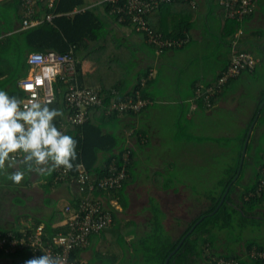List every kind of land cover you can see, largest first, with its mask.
Masks as SVG:
<instances>
[{"label": "trees", "instance_id": "obj_1", "mask_svg": "<svg viewBox=\"0 0 264 264\" xmlns=\"http://www.w3.org/2000/svg\"><path fill=\"white\" fill-rule=\"evenodd\" d=\"M97 1L98 0H95L92 5L86 6L87 0H57V2H54L52 8L47 7L45 2H39L34 9V16L41 17L45 13L51 12L53 14L52 19L50 21L42 19L40 23L25 29L21 28L22 5L20 0H5L0 2V90L6 91L10 96H15L20 101L24 98L25 92L19 87L18 82L28 73L29 66L26 62V57L27 54L32 51L54 50L59 53H65L72 49L75 56H77L89 52L92 42L96 43L100 40H114V36L111 35L107 29L106 17L117 22L116 17L108 13V5H99L96 3ZM176 1L178 0L160 4L146 17L147 23L154 31L160 32L165 37L181 36L191 27L190 21L187 20L183 21L184 23H180L178 27L169 28L164 27L159 19H157V21L152 19L154 15H158L159 17L161 11L167 5L169 6L176 3ZM219 1L220 0H214L216 8L217 4L220 5L218 3ZM82 8L84 9L82 10ZM74 9L80 10L71 13ZM221 10L224 15L222 7ZM252 13L253 12L244 16L240 20L228 19L223 16L225 20L229 21V23L231 22L232 25V30L228 39V46H230L229 61L232 56L231 50L234 34L239 29H242V24L247 18L251 17ZM123 24L131 26L127 20L124 21ZM261 33V30L257 31V34ZM244 38H246V34L242 30L241 35L237 39V48L250 52L249 48L242 47V43L245 40ZM151 46L155 48V45ZM93 53L95 54V52ZM79 62L80 59L76 63L75 81L81 87H90V85L87 84V78H92L93 74L85 75L81 71ZM100 64H103L101 60ZM99 69L100 68H97L95 74L99 72ZM244 72L247 71H243L239 75ZM147 75V71L140 74L131 87V90L127 91V93H124L123 89L116 83H101L99 90L103 102L100 108H97L104 113L106 106L114 101H121L129 95L135 97L136 91L139 92L142 98L146 99L144 96V89L149 82V77ZM239 75L235 78L239 77ZM143 78L144 83L141 82ZM232 79H230L224 87ZM224 87L221 91H223ZM55 88V98L53 102L49 104V107H54L59 110L64 109L66 112L62 95V83L57 81L55 83ZM216 96L217 94L212 98V102H214ZM263 99L264 95L256 103L254 113L242 134L235 140L236 145L234 144V147L236 158H234L233 162L224 169L223 174L216 180L215 190L203 193L207 205L186 222L184 228L177 236H173L169 229L165 227L163 222L165 217L164 211L153 196H149L147 199L148 203L146 210H148L149 216L141 226L133 220H123L118 216L119 211L125 210L129 205V197L126 189L135 182L134 171L136 170L137 160L129 147H123L121 138L115 131L111 130L108 122L110 123L116 116L133 114L135 112L125 109L121 113L116 111L105 114L102 120L88 119L78 126L68 125L64 133L73 136L77 141V159L73 161V169L69 170V175L72 179L75 178L78 171L77 167L81 164L88 171L89 177L97 180L101 176L109 173L111 165L120 168L123 164V154L127 151L129 152L128 162L125 166V176L121 181V185L103 194L107 199L115 200L120 206V209L112 206V220L110 225L98 233H92L89 237L87 246L72 251L70 256L80 260L81 264H94L96 262L100 264H164L166 257L175 249L188 230L195 225L192 231L183 239L176 251L170 256L167 264H198L200 261L215 264L211 258L217 255L225 258H235L237 264H264L260 260L249 258L247 254H245L244 257L232 253L222 254L217 253L213 248L214 242L221 231L237 230L239 233L242 232L246 227L244 221H246L247 216L253 214L260 204H264V189L258 190L259 182L263 179L260 172V170L264 168L263 141L259 143L257 148V155L254 160L253 178H251L248 183L244 184L241 190L239 189V192H237V188L242 185L247 157L253 148V143H251L250 140L247 144L240 173L237 178L233 180L237 173L239 158L248 128L253 122L256 114L260 115L264 109V105L259 108ZM54 123L58 127L61 123V118L56 117ZM137 139L141 140V138ZM215 140L218 144L224 143L218 138ZM232 140V138L226 139L228 143L233 142ZM228 145L229 144H227V146ZM47 168H50L52 174L50 180L52 184L54 167L47 165ZM157 173L158 172H155V176H153L156 187L165 191L174 185L175 180L172 177H167L165 181H158L157 177L159 178L160 176L156 175ZM70 184L71 187H74L75 192L73 194V201L67 205L75 207L80 199L81 191H78L75 182ZM227 188L228 190L222 204L213 214H209L215 209ZM17 201L21 202V199L18 198ZM201 216L204 217L196 223ZM16 222L19 224V228H16L17 225L16 227L0 229V235L4 236L7 232H11L15 237H20L23 234L22 232L31 233L36 227L41 225L42 239L47 241L52 235L66 231V225L65 227L54 226L53 222L43 221V219L39 217H30L27 213L19 214L16 217ZM93 244H96V247L91 250L90 258L87 259V261H82L80 258L82 257L81 253L86 251L88 247ZM252 246L262 249L264 248V242L248 241L245 243L246 251ZM34 257L38 256H34L29 248H18L13 252H5L0 249V258L7 259L8 262L6 264H26L28 260Z\"/></svg>", "mask_w": 264, "mask_h": 264}, {"label": "crops", "instance_id": "obj_2", "mask_svg": "<svg viewBox=\"0 0 264 264\" xmlns=\"http://www.w3.org/2000/svg\"><path fill=\"white\" fill-rule=\"evenodd\" d=\"M2 1L5 0H0V2ZM94 1L87 0L86 6L92 5ZM258 7L262 10H257ZM223 16L220 5L217 4L216 8L214 0H178L176 3L167 5L159 17L154 15L152 19L155 21L159 19L164 27L169 28L178 27L180 23L187 20L190 21L191 27L181 35L186 39L184 45L163 51H157L145 42L143 34L134 31L131 26L114 22L111 18L106 17L107 29L114 36V40L92 42L89 52L76 56L77 62L80 59L81 71L85 75L93 74L92 78H87V84L90 87L100 89L101 83H116L124 93H127L140 74L147 71L150 75L149 82L144 89V96L148 100L147 106L139 113L119 115L113 118L110 123L108 122L111 130L121 138L123 147H129L135 159H137V153L140 152L148 154L156 160L167 161V165H165L167 167L174 166L180 169L193 166L197 175H200L201 170H204L207 164L203 161L210 160L212 156L217 157L221 151L227 154L226 167L236 158L235 140L242 134L252 117L256 103L264 95V88L256 91V102H253L251 108L247 109V114L240 116L238 123L242 132L232 136L233 138L228 136L233 139V142H230L229 147H222V149L216 147L218 143L215 139L218 136H201L199 131L202 127L207 126L206 122L211 118L214 110L225 108L234 111L238 108L237 98L244 93L246 78L243 75L245 72L232 79L223 91L217 94L209 108L203 106L202 102L194 97L193 89V84L197 82H213L229 61L228 39L232 25ZM242 26V30L246 34L242 47L257 50V54L251 50L250 52L258 58V63L253 71L246 72L253 74L261 67L264 57V0H256L251 17L247 18ZM258 30H261L262 33L257 34ZM100 60L103 64H100ZM97 68L100 69L95 74ZM98 108L91 110V120H102V117L105 116V112L103 113ZM259 108L261 107L259 106ZM60 111L62 115L58 117L61 118V122L66 123L67 110L65 112L64 109H60ZM261 117L263 120L259 123ZM263 133L264 109L260 115L256 114L253 120L248 140L253 143V148L247 157L242 185L237 188V192L253 178L254 160L259 143L264 142ZM137 138H141V140ZM188 145L192 147L188 148ZM9 163L11 173L22 171L27 175V179L18 183H13L10 179V183L0 184V229L17 225L16 228H19L16 217L23 213H27L30 217L42 218L43 221L53 222L54 226L65 227L64 207L73 201L74 187H71V184L67 182L51 184L52 174L47 165L43 166L44 172H38L26 168L23 159ZM152 170V173L150 171L147 175L155 185L153 181L155 172H158L156 175L161 177L164 169L161 164V169L153 166ZM187 171L191 172V170ZM33 174L34 177H32ZM35 179L36 181L32 183ZM195 182L197 181L195 180ZM180 184L183 188H189V186L195 188L196 186L190 180ZM180 188L173 185L165 191L177 193L181 190ZM34 190H39L41 196L31 197V192ZM59 197H65L66 202L61 210L57 211L52 207V202ZM18 198L21 199V202L17 201ZM244 223L246 227L236 239L231 241H228L227 235L225 236L221 231L214 242V250L217 253H232L244 257L246 242H264V238L247 236L248 223L254 224L258 229L264 227L263 203L255 209L253 214L247 216ZM234 240L237 241L232 245L230 242ZM88 254L91 255V251L88 249L81 253L82 261H87L90 258V256L85 257ZM7 262V259L0 258V264ZM205 262L200 261L198 264H209Z\"/></svg>", "mask_w": 264, "mask_h": 264}, {"label": "built area", "instance_id": "obj_3", "mask_svg": "<svg viewBox=\"0 0 264 264\" xmlns=\"http://www.w3.org/2000/svg\"><path fill=\"white\" fill-rule=\"evenodd\" d=\"M57 0H20L22 5L21 28H29L45 19L50 21L53 17L51 12L43 16H34V9L40 2H45L47 7L52 8ZM175 0H98L99 5H108V13L116 17L117 22L128 21L131 27L143 34L145 42L155 45L157 51L181 47L186 43L182 36L165 37L147 23V15L160 4H166ZM220 6L224 10V16L228 19L240 20L253 12L256 0H220ZM84 8H82L83 10ZM80 9H74L71 13ZM56 15V14H55ZM242 29L234 34L232 40V56L226 68L222 70L211 83L197 82L194 84V97L199 99L203 106H212V98L218 94L224 85L241 72H251L258 63V58L248 51L237 48L238 37ZM236 50V51H234ZM26 62L29 66L28 73L18 82L19 87L25 92L20 101L21 106L28 104L33 98L41 103L53 102L55 98V83L59 81L63 85V101L67 110V122H61L58 128L65 132L66 127L78 126L90 119V112L102 105L101 93L95 87H81L75 81L76 56L72 49L65 53L54 50L32 51L27 54ZM150 78V75H148ZM144 83V78L141 81ZM148 100L140 96L136 91L135 97L129 95L121 101H114L105 107V114H110L128 109L139 112L145 108ZM129 152L123 154V164L120 168L111 165L109 173L94 180L89 177L88 171L79 164L75 178H71L69 170L54 167L53 183L75 182L79 191L80 199L75 207L66 205L65 232L52 235L49 240L42 239V226L36 227L31 233L22 232L20 237H15L11 232L4 236L0 235V249L5 252H13L18 248L31 249L34 256L49 255L56 264H81L77 258L70 256L71 252L87 246L89 237L108 227L112 220L111 207H117V202L104 197V192L116 189L121 185L125 176V166L128 162ZM23 159L22 154L15 155L11 160L18 162ZM263 179L259 182L258 190L264 189V168L260 170ZM246 254L251 259L260 260L264 263V248L252 246ZM215 264H237L232 257L213 256Z\"/></svg>", "mask_w": 264, "mask_h": 264}, {"label": "rangeland", "instance_id": "obj_4", "mask_svg": "<svg viewBox=\"0 0 264 264\" xmlns=\"http://www.w3.org/2000/svg\"><path fill=\"white\" fill-rule=\"evenodd\" d=\"M257 10H262L258 7ZM253 53L257 54L256 49H250ZM260 55V54H259ZM259 70H256L255 73L250 74L246 73L243 77L246 78L244 82V93H242L239 98H237L239 102V106L236 110L231 111L225 108H219L214 110L211 118L206 122L207 126L202 127L199 131V135L201 136H218V139L222 140L221 144H217V148L222 149V147H229L230 143L226 141L228 136H234L240 134L242 129L239 127L238 121L240 120L241 115H245L248 113L247 109L251 108L253 102H256L258 91L261 88H264V57L263 62ZM263 117L259 119V123H261ZM264 134V133H263ZM229 138V137H228ZM233 138V137H232ZM264 138V136H262ZM226 141V142H225ZM227 144H229L227 146ZM192 147L188 145V148ZM220 153V154H219ZM217 157L212 156L209 159L203 162L207 163L204 170H201V174L197 175L196 170L193 166L190 167H182L177 169L176 167H167V161H162L160 159H154L148 154L137 153V165L136 170L134 171L135 183L129 185L126 189V192L129 197V205L125 210H120L118 216L123 220H133L137 222L140 226L145 222L146 218L149 216L147 207V199L149 196L155 197V199L161 205L162 210H164V225L167 229L170 230L171 234L177 236L179 232L184 228L186 222L191 219V217L197 213L200 209L207 205L206 198L203 193H207L209 191L215 190L216 180L223 174L224 169L228 163L226 159V153L223 151L219 152ZM224 153V154H223ZM161 164L163 166L164 171H162L161 177H157V180L161 182V180L165 181L167 177H172L175 180L174 185L178 188L181 187L183 181L190 180L192 184H195V188L189 186V188L181 187L177 193H173L171 191H162L158 189L153 183L150 181V176L147 175L148 172L152 170L153 166H157V168L161 169ZM45 165H42L43 167ZM191 170V172L187 171ZM198 170V169H197ZM9 167L2 173H0V184L10 183ZM35 175L33 174L32 177ZM147 176V177H146ZM186 176V177H184ZM27 175L24 174L22 180H26ZM21 180V181H22ZM195 180L197 182H195ZM32 181V183H34ZM145 185H148L145 187ZM153 185V186H152ZM191 190V191H190ZM51 192V191H50ZM10 197V194H8ZM31 197L41 196L39 190H34L31 192ZM66 202L65 197H59L53 200L52 207L59 211L63 207ZM117 204V203H116ZM120 209V206L117 204V207ZM247 236L248 237H258L260 239L264 238V227L258 229L254 224L248 223L247 225ZM225 236L227 235V240L231 241L236 239L239 236V232L235 231H223ZM237 240H234L232 245L236 243ZM231 245V244H230ZM231 245V246H232ZM96 244L91 245L88 250L91 251ZM90 254L85 255V257H89ZM94 264H100L98 262Z\"/></svg>", "mask_w": 264, "mask_h": 264}, {"label": "clouds", "instance_id": "obj_5", "mask_svg": "<svg viewBox=\"0 0 264 264\" xmlns=\"http://www.w3.org/2000/svg\"><path fill=\"white\" fill-rule=\"evenodd\" d=\"M50 103H41L33 98L21 106L19 99L0 90V173L11 166L9 162L15 155L20 154L29 170L44 172L42 165L73 169V161L77 159V141L56 126L54 120L62 113L49 107ZM23 177L22 171L9 174L13 183L20 182ZM26 264L56 262L49 255H41Z\"/></svg>", "mask_w": 264, "mask_h": 264}, {"label": "water", "instance_id": "obj_6", "mask_svg": "<svg viewBox=\"0 0 264 264\" xmlns=\"http://www.w3.org/2000/svg\"><path fill=\"white\" fill-rule=\"evenodd\" d=\"M263 102H264V100L262 101V103H263ZM262 103H261V105H262ZM261 105H260V107H261ZM252 126H253V122L250 124V126H249V128H248V131H247V134H246V137H245V139H244V143H243V146H242L241 155H240V158H239V163H238L237 173H236L235 177L233 178V180H235V179L237 178V176L239 175V173H240L241 166H242V163H243V160H244V155H245L246 148H247V144H248V140H249V136H250V132H251V130H252ZM227 190H228V188H227L226 191L223 193V195H222V197H221L219 203L216 205L215 209H214L212 212H210L209 214H213V213L219 208V206L222 204V202H223V200H224V197H225V194H226ZM203 217H204V216H201L200 219L197 220L196 223H198ZM196 223H195V224H196ZM194 226H195V225H193L192 228H190V229L188 230V232L182 237V239L180 240V242L178 243V245L175 247V249H174V250H173V251H172V252L166 257L164 264H167V262H168L170 256L176 251V249H177V248L180 246V244L182 243L183 239L187 236V234H188L189 232L192 231V229H193Z\"/></svg>", "mask_w": 264, "mask_h": 264}]
</instances>
